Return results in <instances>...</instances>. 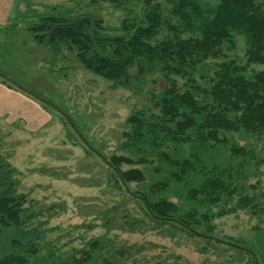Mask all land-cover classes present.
<instances>
[{
  "label": "trees",
  "instance_id": "1",
  "mask_svg": "<svg viewBox=\"0 0 264 264\" xmlns=\"http://www.w3.org/2000/svg\"><path fill=\"white\" fill-rule=\"evenodd\" d=\"M35 27L55 56L69 50L147 103L130 115L119 155L88 144L126 197L95 217L104 233L66 229H86L80 245L48 238L62 228L36 221L19 169L0 156V264H153L156 237L229 245L237 262L264 264V230L219 236L217 224L241 213L264 224V0H64ZM116 227L155 238L130 243Z\"/></svg>",
  "mask_w": 264,
  "mask_h": 264
},
{
  "label": "rangeland",
  "instance_id": "2",
  "mask_svg": "<svg viewBox=\"0 0 264 264\" xmlns=\"http://www.w3.org/2000/svg\"><path fill=\"white\" fill-rule=\"evenodd\" d=\"M63 1L25 0L9 25L21 0H0V156L19 169V191L28 194L32 210L38 213L36 221L47 219V228H62L48 238L62 236V242L73 240L70 244L76 246L87 231L68 227L87 222L93 228L87 235L104 233L102 217H95L126 197L124 191L110 187L109 165L88 144L107 159L119 155L128 119L147 99L87 70L69 50L57 57L37 43L35 26L40 17ZM119 19L112 13L109 24H119ZM217 224L219 236L254 238L264 230V224L254 228L257 220L245 213L228 215ZM119 228L110 234L130 243L153 237L122 233ZM155 239L160 258L153 264H175L168 252L179 256L181 263L241 264L233 249H225L229 245L200 238L180 243Z\"/></svg>",
  "mask_w": 264,
  "mask_h": 264
},
{
  "label": "crops",
  "instance_id": "3",
  "mask_svg": "<svg viewBox=\"0 0 264 264\" xmlns=\"http://www.w3.org/2000/svg\"><path fill=\"white\" fill-rule=\"evenodd\" d=\"M21 5H22V0H21V4L19 5V7L18 8H20L21 7ZM18 10V9H17ZM17 12V11H16ZM15 15H16V13H15ZM14 18H15V16H14ZM14 20V19H13ZM13 22V21H12ZM12 22H8V24L10 25V24H12Z\"/></svg>",
  "mask_w": 264,
  "mask_h": 264
}]
</instances>
